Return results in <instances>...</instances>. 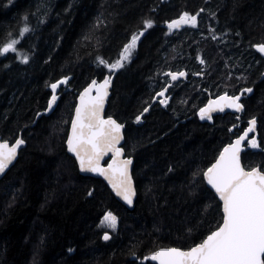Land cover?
Returning <instances> with one entry per match:
<instances>
[{"label":"trees","instance_id":"16d2710c","mask_svg":"<svg viewBox=\"0 0 264 264\" xmlns=\"http://www.w3.org/2000/svg\"><path fill=\"white\" fill-rule=\"evenodd\" d=\"M185 12L199 14L197 25L169 31ZM141 32L123 67L110 69ZM12 39L16 50L0 55V136L24 145L0 179V264H156L157 248L200 242L222 220L203 172L251 117L257 128L241 160L264 171V0H0V47ZM181 69L187 76L166 103L141 116L165 72ZM106 73V114L125 123L122 146L134 160L132 209L80 174L65 146L78 93ZM65 78L49 110L51 85ZM207 91L239 96L243 112L202 119ZM109 212L117 223L104 241Z\"/></svg>","mask_w":264,"mask_h":264},{"label":"snow or ice","instance_id":"6c2138e0","mask_svg":"<svg viewBox=\"0 0 264 264\" xmlns=\"http://www.w3.org/2000/svg\"><path fill=\"white\" fill-rule=\"evenodd\" d=\"M198 13L190 15L183 13L179 19L168 23L169 31L178 29L183 25L195 27L197 25ZM145 29L152 27V21L144 22ZM30 29L24 27L20 31V36H24ZM144 33L133 34L129 43L124 45L119 60L107 66L112 69L123 67L135 49L137 41ZM215 39V37H213ZM18 40L12 39L10 42L0 47V55L16 50ZM259 52L264 53V44L256 45ZM23 63L28 62L25 56ZM100 63H106L100 60ZM203 63V60H201ZM173 81L178 77H183L185 73H168ZM67 82V78L57 81L51 85L53 90L52 98L49 100L48 108L51 110L57 99L55 90L59 84ZM95 84V81L93 82ZM110 79L105 78L104 84L97 88V95L85 99L90 92L85 89L81 94V104L76 109V117L72 121V133L68 138V148L75 153L80 162L81 171L98 172L105 176L112 184L118 196H121L129 205L133 203L135 191L132 187V178L129 174L131 159H118L121 149L116 144L121 139L120 130L123 127L115 120L108 118L101 119L100 111L103 107L104 98L107 96V87ZM167 89H165L166 91ZM251 92L252 89H245ZM165 92H160L157 97H163ZM221 100L227 101V107L241 111L243 105L239 103L240 97L224 96ZM162 104L166 100L160 101ZM215 103V102H210ZM149 109L145 108L144 112ZM214 109H201V118H211L209 111ZM223 111V107L220 108ZM143 113H141V116ZM141 116H137V122ZM253 130L255 118L249 121ZM242 136L234 145L225 148L220 159L204 173L208 183L219 194L223 201V223L216 231H213L202 243L197 244L188 251L180 248H161L152 253L151 259L159 261V264H264V173L257 169L244 171L239 164V145ZM252 147H257L255 140H250ZM24 144L23 139H16L14 144L9 145L7 141L0 142V173H3L11 162L16 158L17 149ZM107 152L113 153V161L107 168H101L99 161ZM118 177V179H117ZM117 218L112 213H106L101 221V225H107L115 229ZM105 240L110 236L105 232ZM147 259V257L145 258Z\"/></svg>","mask_w":264,"mask_h":264},{"label":"water","instance_id":"95a60500","mask_svg":"<svg viewBox=\"0 0 264 264\" xmlns=\"http://www.w3.org/2000/svg\"><path fill=\"white\" fill-rule=\"evenodd\" d=\"M261 53V52H260ZM261 56L263 57V60H264V53H261ZM179 72H183L185 73V75L183 77H178L177 80L173 81L171 79L170 76H168L167 74L168 73H179ZM165 74L168 76L169 78V81L160 89L158 90L155 95L153 96L150 104H148V106H146L145 108H148L155 102L157 101H161L162 99L165 98L167 92H168V89L172 86L173 83L179 81V80H183L186 78V71L185 70H180V71H166ZM264 77V71L262 72L261 74V78ZM105 78H109L110 79V84L108 85L107 87V96L104 98V102H103V107L100 111V117L101 119H104V120H107L108 118H111L113 120H115L118 124L122 125L123 127L121 128L120 130V136H121V139L118 141V143L116 144V147L120 148L121 149V154L120 156L118 157V159H121V160H124V159H131L132 160V164L129 166V174L131 175V178H132V187L135 191V196L133 197V203L131 205H129L121 196H118L116 194V191L113 189V186L111 183H109V180L105 178V176L99 174L98 172H91V171H81V168H80V162L79 160L77 159L75 153L73 152H70L69 151V148H68V138L69 136L71 135L72 133V121L73 119L76 117V109L78 106H80L81 104V94L82 93H85V89H89L90 88V92L86 95L85 99H88L89 97H95L97 95V88L100 86V85H103L104 84V81H105ZM113 80H114V74H109V73H106L105 75L102 76V78L100 79H97V78H93L88 84H86L81 90L80 92L78 93L77 97H76V102H75V105H74V109H73V113H72V117H71V120H70V123H69V126H68V132H67V136H66V139H65V146H66V151L67 153L72 156L74 158V160L76 161V164H77V168H78V172L82 175H88V176H93V177H96V178H100L101 180L104 181V183L108 186V188L110 189L111 193L113 194V196L120 202L122 203L126 208L128 209H132L133 206H134V201H135V197H136V189H135V185H134V179H133V176H132V168H133V164H134V160L132 158V156H127L125 154V150L123 148V142H124V127H125V123L124 122H120L118 121L114 116L112 115H107L106 114V108H107V104H108V99L110 97V94H111V89H112V84H113ZM95 81V84L93 83ZM165 89H167L165 91ZM160 92H165V95L163 97H157V94L160 93ZM224 96H228V97H234V95L232 94H229V93H220L216 96H209L207 101L204 103V105L201 107V109H214V110H211L209 111V115H212V114H217V113H220V112H230V113H238V112H242L243 109L241 111H236L234 108H229L227 107V101L225 100H221L220 98L221 97H224ZM210 102H215V103H210ZM240 104H242L240 101H239ZM223 107V111L220 110V108ZM144 108V109H145ZM244 108V107H243ZM143 114H145L146 112H142ZM253 118H255V126L253 128V130L249 131V128L252 127L249 123L250 120H252ZM256 128H257V120H256V117H251L249 119L246 120V126L242 129V131L236 135L235 137L232 138V140L226 144H224L222 146V148L220 149V151L218 152L217 156L215 157V159L208 165V167L204 170L203 172V179L205 181V184L212 190V192L215 194V196L217 197V199L219 200V202L221 203V212H222V220L219 224L222 225L223 223V216H224V213H223V208H224V204H223V201L220 199V196L219 194H217L216 190L212 187V185H210L208 183V180L207 178L205 177L204 173L207 171L208 168L212 167L213 164H215L217 162L218 159H220V156H221V153L224 152V149L225 148H229V146L231 145H234L235 142L237 140H240V138L242 136L245 137L244 140H241L240 142V145H239V148H240V151H239V164H240V167L244 170V171H251L252 169H257L259 170L260 172L264 173V171L260 170V167L257 165V166H254L252 168H245L242 164V160H241V155L242 153L246 150V142L248 141V139L252 136V134H254L256 132ZM16 139H22L20 136H18ZM16 139L12 142H9L8 140H3L0 136V142H4V141H7L9 143V145L11 144H14ZM24 145V144H23ZM21 145L18 149H17V155H16V158L11 162V164L8 166V168L5 169V171L3 173H0V179L3 177V175L7 172V170L15 163L18 155H19V152L22 148ZM113 161V153L112 152H107L106 154H104L100 161H99V166L101 168H107L108 165L110 163H112ZM118 179V177H117ZM113 214V213H112ZM114 215V214H113ZM218 226V227H219ZM216 227L215 229H213L211 232H209L200 242L192 245L191 247L189 248H180V247H177V246H162V247H159L157 248L156 250L153 251L156 252V251H159L161 248H180L182 251H188L190 250L192 247L196 246L197 244H200L203 242L204 239L207 238L208 235H210L213 231H216L217 228ZM109 236H110V233L108 231H106ZM104 234L105 232L102 234V239L104 241H107L105 240L103 237H104ZM264 258V257H262ZM156 262V264H159V261L157 260H154Z\"/></svg>","mask_w":264,"mask_h":264},{"label":"flooded vegetation","instance_id":"af4514ba","mask_svg":"<svg viewBox=\"0 0 264 264\" xmlns=\"http://www.w3.org/2000/svg\"><path fill=\"white\" fill-rule=\"evenodd\" d=\"M182 70V69H181ZM174 71H180V70H174ZM167 76V75H166ZM187 76V75H186ZM169 81V78H168V76H167V82ZM207 93H208V97L209 96H216V95H218V94H220V93H218V94H215V95H211L210 94V92L209 91H207ZM221 93H227V92H221ZM235 96V95H234ZM208 99V98H207ZM207 101V100H206ZM240 101V100H239ZM204 105V104H203ZM243 110H244V108H243ZM243 112V111H242ZM242 112H238V113H233V114H235V116L238 118L239 117V114L240 113H242ZM200 113H201V110H200ZM220 113H230V112H220ZM218 114V113H217ZM212 115H215V114H212ZM212 115H210V117L212 116ZM249 119V118H248ZM247 120V119H246ZM245 120V121H246ZM246 126V125H245ZM239 134V133H238ZM237 134V135H238ZM235 137V136H234ZM102 221V220H101ZM99 226H100V228H101V231L103 232H106V231H108V232H110L111 233V235H112V233H113V231L115 230V229H113V231H109V227H108V230L107 229H105V227H101V222H100V224H99ZM116 228V227H115ZM111 230V229H110Z\"/></svg>","mask_w":264,"mask_h":264},{"label":"rangeland","instance_id":"374dc122","mask_svg":"<svg viewBox=\"0 0 264 264\" xmlns=\"http://www.w3.org/2000/svg\"><path fill=\"white\" fill-rule=\"evenodd\" d=\"M101 227H105V229H107L108 230V226L107 225H101ZM111 229V230H110ZM109 231H113V229L112 228H109Z\"/></svg>","mask_w":264,"mask_h":264}]
</instances>
